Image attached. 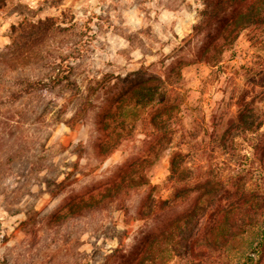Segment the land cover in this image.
<instances>
[{"label":"rangeland","instance_id":"obj_1","mask_svg":"<svg viewBox=\"0 0 264 264\" xmlns=\"http://www.w3.org/2000/svg\"><path fill=\"white\" fill-rule=\"evenodd\" d=\"M0 7V264H114L151 227L138 220L144 200L152 193V207L159 206L184 185L171 177L170 148L191 170L190 188L204 178L222 180L216 206L229 205L243 187L263 205L264 177L252 164V131L264 132L263 20L246 25L207 63L192 57L203 0H6ZM48 20L49 33L21 38L23 27ZM15 41L21 50H9ZM172 60L182 62L181 88L176 78L156 81L172 104L163 145L148 141L152 115L138 108L132 125L112 114L103 146L112 152L99 156V89L111 79L119 92L135 72ZM59 61L73 67L78 90L11 101L17 82L45 80ZM153 78L142 82L155 85ZM239 105L245 125L237 122ZM144 152L150 157L135 161V170H145L153 190L128 196L114 173ZM83 194L100 202L75 208ZM177 203L174 213L183 207ZM212 211L184 225L183 241L195 248V264H237L259 240L262 217L227 252L211 251L205 236ZM185 252L167 264H185L192 259Z\"/></svg>","mask_w":264,"mask_h":264},{"label":"trees","instance_id":"obj_2","mask_svg":"<svg viewBox=\"0 0 264 264\" xmlns=\"http://www.w3.org/2000/svg\"><path fill=\"white\" fill-rule=\"evenodd\" d=\"M5 2L6 0H0L1 5H4ZM203 6L200 11L199 22L193 28V37L198 39V46L192 55L194 62L206 61L211 63V53L221 51L232 45L246 25L249 23L258 24L260 20L264 21V0H203ZM51 22L52 20H48L40 22L38 25L23 27L21 38H33L39 31L49 33L53 30ZM22 47L20 41H15L9 50H21ZM181 67V60H172L163 63L159 70L153 72L150 69H141L133 74L135 78L133 82H129V78L125 79L124 85L116 93L112 92V80L106 81V84L99 89L96 97L101 100L97 116L99 138L96 149L99 156L106 158L112 152H104L103 150L106 128L110 124L112 114L120 113L117 114L122 119L120 122L124 126L132 125V122L138 117L136 114L138 108L149 110L152 115L151 123L155 130L151 133L148 141L156 140L159 145H163L162 137L169 134L168 123L172 116V104L168 92L159 87L156 81L169 83L173 82L172 78H176L180 85L177 88L180 89L183 79ZM73 73L72 66L64 64L62 61L54 63L47 79H23L17 82L16 86L20 88L10 94L11 101H18L25 95L31 94L43 97L53 96L63 88L74 92L75 89L78 90L79 88L71 80ZM152 74L154 75L152 81L155 85L142 82L143 78ZM108 93L110 95H107ZM126 101L130 102L124 105ZM242 109L243 105H239L237 122L240 125H245L247 123L246 113ZM252 134L256 137V142L252 144V164L257 165L256 169L264 177V132L252 131ZM142 154L139 153L136 157L127 158L114 173L116 179L120 174V187L122 190L124 189L123 193L128 196L135 191L153 190L152 184L146 178L145 170H135V161L143 159L146 162L150 157L147 152ZM181 157V152L170 148L169 170L171 177L180 183H184L182 188L176 192V197L172 199L174 201L163 200L159 206L152 207V193L144 200L138 210V220L145 225L150 223L151 227L146 232H142L133 249L125 252L114 264H167L173 254L179 253L182 247L183 249L186 247L185 253L190 254L192 258L187 260L185 264H195L198 261L195 256L196 250L190 244L184 243L181 231L189 220L202 217L201 215L212 211V209L211 224L206 229V249L227 252L230 246H234L237 239L245 235L254 223L262 217L263 230L259 240L249 252L240 257L237 264H264V203L262 205L259 194L243 187V190L236 194L237 198L229 205L216 206L222 180L215 181L204 178V180H198L193 185L195 187L190 188L189 179L192 172L189 167H182ZM99 191L101 192V189ZM195 191H198L200 196L193 198L192 195L194 194L191 193ZM78 199L74 207L83 211L92 208L94 205L92 203L100 202L95 198V194H83L78 196ZM178 201L183 202V207L179 212L174 213L172 209L177 206ZM73 202L72 200L69 204L72 205ZM125 212L127 213V209Z\"/></svg>","mask_w":264,"mask_h":264}]
</instances>
